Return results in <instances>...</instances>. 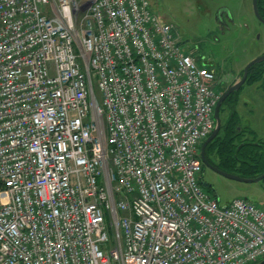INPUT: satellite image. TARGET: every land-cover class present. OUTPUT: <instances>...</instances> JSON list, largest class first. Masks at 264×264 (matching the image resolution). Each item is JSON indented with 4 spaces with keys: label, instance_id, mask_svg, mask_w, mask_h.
<instances>
[{
    "label": "built area",
    "instance_id": "built-area-1",
    "mask_svg": "<svg viewBox=\"0 0 264 264\" xmlns=\"http://www.w3.org/2000/svg\"><path fill=\"white\" fill-rule=\"evenodd\" d=\"M215 85L148 0H0V264L264 258L201 183Z\"/></svg>",
    "mask_w": 264,
    "mask_h": 264
},
{
    "label": "rangeland",
    "instance_id": "rangeland-1",
    "mask_svg": "<svg viewBox=\"0 0 264 264\" xmlns=\"http://www.w3.org/2000/svg\"><path fill=\"white\" fill-rule=\"evenodd\" d=\"M148 1L153 13L173 24L182 46L196 57L198 64L210 60L215 62V66L210 65V68L215 73V87L220 97L231 83L240 79L246 64L264 52V24L255 16L253 0ZM250 79L245 80L231 100L228 97L220 105L219 139L216 138L209 149L216 165L223 153V146L220 148L219 145L230 112H233V127H239L236 132L240 133L237 138L235 133L232 136L234 144L264 140V74L259 80ZM238 165L234 162L224 171L244 176L237 171ZM201 183L218 198L221 205L239 197L264 204V178L246 182L203 166Z\"/></svg>",
    "mask_w": 264,
    "mask_h": 264
},
{
    "label": "trees",
    "instance_id": "trees-1",
    "mask_svg": "<svg viewBox=\"0 0 264 264\" xmlns=\"http://www.w3.org/2000/svg\"><path fill=\"white\" fill-rule=\"evenodd\" d=\"M257 5L260 15L264 18V0H257ZM257 72L259 73L256 76ZM262 74H264V60L253 64L249 68L246 79L251 80L250 78L254 77L256 80H259ZM223 130L224 137L221 145H219L220 148L223 146V153L220 155L221 160L217 163V166L224 169L235 162V165L240 164L236 168L237 171L246 177H254L261 174L264 171V140L262 142L241 141L234 144L232 136L235 133L236 138L238 137L235 125L234 127L230 125L226 130ZM216 138L219 139V135H216L205 147L204 151L207 157L210 156V145L216 141Z\"/></svg>",
    "mask_w": 264,
    "mask_h": 264
},
{
    "label": "water",
    "instance_id": "water-1",
    "mask_svg": "<svg viewBox=\"0 0 264 264\" xmlns=\"http://www.w3.org/2000/svg\"><path fill=\"white\" fill-rule=\"evenodd\" d=\"M253 11L255 13V16L258 18V20L260 22H262L264 24V19L262 18V16L259 13V9H258V5H257V0H253ZM264 60V52L260 55H258L257 57L253 58L250 62H248L246 64V66L243 68V73L242 76L240 77L239 80H236L234 83H232L226 90L225 92L222 94V96L219 98L215 108H214V118H215V126L213 128V130L211 131V133L205 138V140L202 142L201 144V148H200V155H201V160L202 162L207 166V167H211L213 168L215 171L221 173L224 176H227L229 178H234V179H238V180H242V181H246V182H255V181H259L261 179L264 178V171L254 177H244V176H240L231 172H227L224 170H221L217 167H214L211 163H209V161L206 159L205 157V147L207 146V144L217 135V133L219 132V129L221 127V120H220V116H219V108L220 105L223 102V99L230 94L231 92H235L237 91L241 85L245 82L247 74H248V70L249 68L255 64L258 63L260 61ZM201 64L203 65H211L209 62H201ZM258 264H264V258L260 260V262Z\"/></svg>",
    "mask_w": 264,
    "mask_h": 264
},
{
    "label": "flooded vegetation",
    "instance_id": "flooded-vegetation-1",
    "mask_svg": "<svg viewBox=\"0 0 264 264\" xmlns=\"http://www.w3.org/2000/svg\"><path fill=\"white\" fill-rule=\"evenodd\" d=\"M263 18V17H262ZM264 19V18H263ZM209 63L211 64V66H215L214 64H215V62H213L212 60H210L209 61ZM210 66V65H209ZM232 84V83H231ZM230 84V85H231ZM229 85V86H230ZM228 86V87H229ZM241 88V87H240ZM239 88V89H240ZM238 89V90H239ZM237 90V91H238ZM237 91H235V92H237ZM235 92H231L230 94H228L224 99H223V101L226 99V98H228V97H230V100H231V98H232V96L234 95V93ZM232 114H233V112H230V114H229V118H228V120H227V122H225V124H224V126H223V129H225L226 130V128L229 126L230 127V125H233V119L231 118L232 117ZM236 129H237V131L239 130V127H236ZM237 134L239 135L240 133L239 132H237ZM204 153H205V151H204ZM205 157H206V159L209 161V163H211L214 167H217V168H219L216 164H214V160H212L211 159V157L210 156H208L209 158H210V160H209V158L205 155ZM203 166H206L204 163H203ZM211 168V167H210ZM211 169H213V168H211ZM219 169H221V168H219ZM214 170V169H213ZM221 170H224V169H221ZM215 171V170H214ZM215 172H217V171H215ZM217 173H219V172H217ZM263 203H264V201H263ZM264 205V204H263ZM263 259V258H262Z\"/></svg>",
    "mask_w": 264,
    "mask_h": 264
}]
</instances>
